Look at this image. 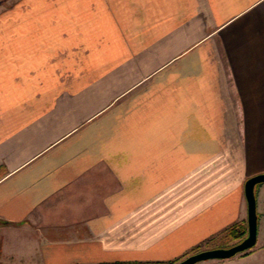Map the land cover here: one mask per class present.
<instances>
[{
    "label": "crops",
    "instance_id": "obj_1",
    "mask_svg": "<svg viewBox=\"0 0 264 264\" xmlns=\"http://www.w3.org/2000/svg\"><path fill=\"white\" fill-rule=\"evenodd\" d=\"M263 148L264 0L0 4V264L183 256Z\"/></svg>",
    "mask_w": 264,
    "mask_h": 264
},
{
    "label": "water",
    "instance_id": "obj_2",
    "mask_svg": "<svg viewBox=\"0 0 264 264\" xmlns=\"http://www.w3.org/2000/svg\"><path fill=\"white\" fill-rule=\"evenodd\" d=\"M259 183H264V171L251 175L244 181V196L247 203V235L240 242L229 247L210 248L189 254L175 264H195L209 259H226L252 247L256 243L258 230L255 186Z\"/></svg>",
    "mask_w": 264,
    "mask_h": 264
},
{
    "label": "rangeland",
    "instance_id": "obj_3",
    "mask_svg": "<svg viewBox=\"0 0 264 264\" xmlns=\"http://www.w3.org/2000/svg\"><path fill=\"white\" fill-rule=\"evenodd\" d=\"M259 155H260V153H259ZM259 155H258V160H259L258 162L261 161L263 163V165H261V164L260 165L264 166V148L262 149L261 157ZM260 165H256L255 164L254 168H256L257 166H260ZM260 184H263L261 186H264V183H260ZM259 185H256V188H258ZM263 189H264V187H261V189L259 190V196H261V193H262ZM262 196H264V195H262ZM258 210H259V211H257V215H258V230H257L256 243L252 247L235 254L238 257H243L244 255H246L249 252H251V249H253L255 247V245L257 244L258 241L259 242L264 241V200L262 199V197H261L260 202H259ZM237 223H238V230L239 231L245 230L246 231L245 232V236H246L247 235L246 216H245V218H244V220L242 222H237ZM214 236H215L214 239H211L210 243H208L206 245H202L199 248V250L191 251L192 250L191 249L189 252L185 253L183 256H180V257L172 259V260H168V261H150V262H123V264H175L176 262H178L179 260L185 258L189 254H192V253H195V252H198V251H201V250H205V249H210V248L229 247L231 245H234V244L240 242L245 237V236H243V238H234L233 236L227 235L224 230H222L221 232H219L218 234H216ZM214 260H219V259H209V260L199 261V262H197L195 264H208V263H211V261L214 262ZM108 264H110V263H108ZM115 264H120V262L119 263H115Z\"/></svg>",
    "mask_w": 264,
    "mask_h": 264
},
{
    "label": "trees",
    "instance_id": "obj_4",
    "mask_svg": "<svg viewBox=\"0 0 264 264\" xmlns=\"http://www.w3.org/2000/svg\"><path fill=\"white\" fill-rule=\"evenodd\" d=\"M7 0H0V4L6 2ZM260 184V183H259ZM257 184V185H259ZM256 187V186H255ZM258 217V215H257ZM224 231L226 232L227 235L229 236H233L234 238H243V236H245V230L243 231H239L238 230V223H234L232 224L231 226L227 227L224 229ZM215 236L213 237H210V238H207L205 239L204 241L200 242L199 244H197L196 246H194L192 248L191 251H196V250H199V248L202 246V245H206L208 243H210L211 239H214ZM232 238V237H231ZM120 264H123V262H120Z\"/></svg>",
    "mask_w": 264,
    "mask_h": 264
}]
</instances>
